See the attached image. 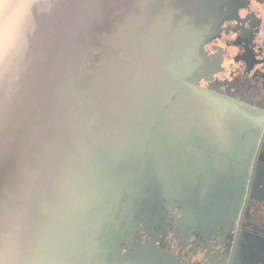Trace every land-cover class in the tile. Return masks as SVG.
I'll use <instances>...</instances> for the list:
<instances>
[{"label":"flooded vegetation","instance_id":"1","mask_svg":"<svg viewBox=\"0 0 264 264\" xmlns=\"http://www.w3.org/2000/svg\"><path fill=\"white\" fill-rule=\"evenodd\" d=\"M145 15L127 88L101 93L127 123L88 126L86 104L43 108L54 132L52 115L47 131L37 122L63 168L85 157L88 134L130 144L106 256H88L81 167L78 190L34 204L49 216H1L0 264H264V0H176Z\"/></svg>","mask_w":264,"mask_h":264},{"label":"water","instance_id":"2","mask_svg":"<svg viewBox=\"0 0 264 264\" xmlns=\"http://www.w3.org/2000/svg\"><path fill=\"white\" fill-rule=\"evenodd\" d=\"M175 2L0 0V218L16 217L10 206L24 211L22 216H49L48 208L38 213L34 204L70 196L85 167L88 256H106L115 213L124 207L121 196L130 189V144L119 150L88 134L85 157L78 150L63 168L53 152L54 133L52 142L41 136L37 122L47 131L46 119L52 115L54 132L57 119L43 108L84 104L87 125L90 117L96 124L124 120L123 110L112 103L120 99L101 93L127 88L130 36L142 34L141 41L148 40L150 32L141 27L150 22L145 14Z\"/></svg>","mask_w":264,"mask_h":264}]
</instances>
